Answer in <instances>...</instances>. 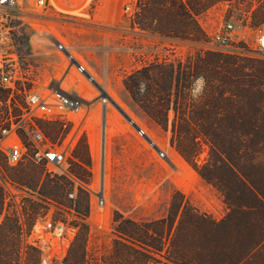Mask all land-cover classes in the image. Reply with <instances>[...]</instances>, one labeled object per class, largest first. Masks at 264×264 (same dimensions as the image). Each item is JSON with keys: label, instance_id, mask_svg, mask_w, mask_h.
<instances>
[{"label": "rangeland", "instance_id": "374dc122", "mask_svg": "<svg viewBox=\"0 0 264 264\" xmlns=\"http://www.w3.org/2000/svg\"><path fill=\"white\" fill-rule=\"evenodd\" d=\"M52 1L55 7L48 12L36 8V0H20L14 6L0 11V18H3L5 26L0 33V64L4 71H17L25 77V80L16 83L14 90L0 86V128L6 125L5 121L9 118V106L12 116L18 115L21 112L18 106H25L28 91H43L49 82V74L57 63L60 60H70L64 52L57 50V43H61L77 63L86 67L87 74L132 118L158 150L140 136L109 102L108 107L113 115L107 114V119L111 120L114 116L126 124L128 129L107 141V146L112 147V151H108L107 156L104 155L102 189L101 105L84 108L75 117L74 124L36 118V126L52 143H60L68 133H72L75 145L66 164L62 165L67 175L49 172L42 162L29 158L9 165L0 154L1 173L11 182L25 188L30 195L23 204L29 213L28 224L31 226L39 215L46 212L47 201L57 203L56 218H65V214L69 213L68 208L74 209L78 202L88 197V264L101 263L104 257L110 260L108 264H114L115 241L119 240V221H116L118 216L137 223L153 222V226L160 231L163 225L159 220L175 219V227L170 231L169 237L165 238L163 250L171 260L188 261L192 237L197 235L202 249L199 258L203 264H240V259L250 250L251 237L246 231L241 244L240 241L238 244L236 242L235 224L239 221L236 205L247 199L227 167L219 163L212 165L218 160V156L211 151L208 142L193 136L194 125L203 120L200 110L203 97L200 96L195 101L191 96L179 98L181 112L178 118L190 134L173 138V94L165 128L134 103L123 80L145 67L165 65V69L158 70L163 71L162 73H150V79L143 75L140 77L138 97L150 98L160 93L167 98V92H175L178 69L183 72L188 66L196 67V63H199L198 56L218 54L237 59L239 66L231 74L245 93L250 92L260 97L259 104H263L264 69L259 67L264 63V55L257 54L253 48L258 31L264 29V0H136L134 16L128 18L122 11L124 22L115 27H99L93 23L91 13L95 7L94 0H62L61 3ZM85 4L86 11L79 10ZM226 22L232 23L234 27L231 48L225 52L208 51L210 34ZM10 58L14 60L9 61ZM171 65L175 70L173 81ZM200 76L202 71L195 69L190 79L183 77L178 85L189 92L193 80ZM247 80H251L250 84H247ZM54 81L58 82V79ZM259 90L262 93L257 92ZM216 104L218 107L227 105L224 99H218ZM217 118L223 124L230 122V118L222 112ZM92 128L97 132L98 150L93 154L91 181L84 185L71 171L76 169L74 156L87 155L84 145L85 140L88 142L86 130ZM242 132L245 134L247 131L243 128ZM21 137L27 142L24 134ZM234 143L239 146V142ZM249 144L250 138L242 136V145ZM177 145L188 156L198 154L196 160L200 171L213 180V183L206 181L194 169ZM159 151L164 153V158L158 156ZM29 153H33L32 149ZM257 163V173L264 178V153H258ZM178 171L184 172L179 186L189 192L187 194L192 202L188 199L184 202L186 195L171 180L172 176L179 174ZM61 176H67L72 181L73 185L66 188L70 193H66L64 197H52L47 192L48 181ZM78 186L85 193L79 192ZM94 193H102L104 196L103 208L96 205ZM225 202L231 209L214 227L211 222H216L222 206L224 209L228 208ZM3 207L0 193V225L8 209L13 210L8 208L4 212ZM241 219L245 225L251 220L248 215L241 216ZM157 258L162 261L161 264H172L166 263L160 256ZM241 264H264V244L251 259Z\"/></svg>", "mask_w": 264, "mask_h": 264}, {"label": "trees", "instance_id": "16d2710c", "mask_svg": "<svg viewBox=\"0 0 264 264\" xmlns=\"http://www.w3.org/2000/svg\"><path fill=\"white\" fill-rule=\"evenodd\" d=\"M197 58L199 63H196V67L188 66L183 72L178 69L175 77V92H167V98L162 97L160 93L153 95L157 99H153V97H138L140 77L143 75L150 79V73H162L163 71L159 72L158 70L165 69V65L148 66L138 70L127 76L123 80V84L130 93L134 103L158 125L165 128L168 124V111L171 107V96L173 94L175 98L173 101L175 118L172 121V134L173 138H178L181 134H190V131L186 129L187 127L184 124H181L178 118L181 112L179 98L186 99L190 94L182 90L178 84L183 77L190 79L194 75L195 69L202 71V76L206 81V87L202 95L203 105L200 109L203 120L194 125L193 136L194 138H203L208 142L211 151L218 156V160L212 165L219 163L227 167L235 181L240 184V191L246 196L247 200L245 202L242 201L241 204L236 205V214L239 217L238 223L235 224L236 242L238 244L240 241L241 244V239L246 231L248 236L251 237L250 250L240 259L241 264L243 261L251 259L257 250H261L264 244V178L257 173V155L258 153H264V103L259 104L260 97L258 98L250 92L245 93L240 83L231 74L234 68L239 66L237 59L212 53L203 57L198 56ZM259 68L264 69V63H261ZM219 70L221 72H218ZM170 73L173 81L175 70L172 65L170 66ZM250 82L251 80H247V84H250ZM185 83L186 80H184ZM182 87L185 88V86ZM257 92L262 93L260 90ZM218 99H224L227 103L226 107H218L216 104ZM220 112L228 116L230 122L223 124V121L217 118ZM182 114L185 115V113ZM243 128L247 131L245 134L242 132ZM244 135L250 138L251 144L242 145V136ZM23 141L26 143L28 151H30V145L24 139ZM235 141L239 142V146L234 143ZM84 145L87 149V155L79 156L76 154L74 156L73 161L76 169L72 170L71 173L81 184L87 185L92 178V157L89 154L87 140L84 141ZM177 147L206 181L209 183L214 182L200 171L196 160L197 153L188 156L185 151L180 150L179 145ZM4 160L7 163L5 158ZM2 176L5 177L3 174ZM70 184L73 185L67 176L49 180L47 192L52 197H64L66 193H70L66 189ZM78 190L81 193H85L81 186H78ZM0 193L3 201L2 192L0 191ZM225 204L228 205L226 202ZM228 208L231 209L229 205ZM24 211L29 217V213L25 209ZM74 211L78 214L80 221L76 223L78 232L71 245L65 264H88L86 261V245L89 237L87 219L90 213L88 197L78 202L74 207ZM245 215H248L251 219L247 225L241 219V216ZM116 221H119L117 230L119 240L115 241L114 264H161L162 261L157 256L162 257L166 263L203 264L199 258L202 249L198 244L200 242L196 237L197 235L192 237L191 256L188 261L171 260L163 252L164 240L169 237L170 231L174 227L175 219L172 221L167 218L159 220L163 225L161 231L153 226V222L137 223L123 216H118ZM211 224L214 226L216 222L212 221ZM204 237L206 238V235ZM207 239H209L208 236ZM109 261L108 258L104 257L101 263L95 262L94 264H108L110 263ZM20 262L21 264H38V252L33 248H27L22 253L17 219L13 210L10 211L8 209L0 225V264H20ZM207 264H213V262Z\"/></svg>", "mask_w": 264, "mask_h": 264}, {"label": "built area", "instance_id": "2783aa9c", "mask_svg": "<svg viewBox=\"0 0 264 264\" xmlns=\"http://www.w3.org/2000/svg\"><path fill=\"white\" fill-rule=\"evenodd\" d=\"M19 1L0 0V11L14 6ZM135 4L136 0H129L123 6V14L128 18L134 16L133 8ZM35 7L45 12L52 9L49 0H36ZM4 28V20L0 18V33ZM233 30V24L226 22L221 28L210 34L208 51L225 52L229 50L234 41ZM56 48L60 52L65 50L64 45L61 43H57ZM253 49L257 54L264 55V29L258 31ZM12 60L14 59H9V61ZM75 67L81 74L86 73V67L82 63L75 64ZM22 80H25V77L19 72L4 71L3 65L0 64L1 87H9L14 90L16 83ZM100 101L102 105L109 104L106 98L100 97ZM18 108L21 112L16 116H12L11 107H8L9 118L5 121L6 125L0 128V154L4 156L9 165H15L25 160V158H31L36 162H42L49 172L53 171L67 175L62 169V165L66 164L67 158L72 153L75 136L68 133L60 143H52L36 126L35 119L60 120L74 124L75 117L83 111L85 106L74 99H70L63 92L56 90L51 84H47L43 91L38 89L28 91L25 106H18ZM138 133L140 136L145 134L143 130L138 131ZM22 134L27 137V143L33 151L32 155H30L28 147L21 137ZM158 156L160 158L165 157L161 151H159ZM0 191L3 195L4 212L8 208H12L17 219L22 253L27 248H33L38 252V264H65L78 232L76 223L80 221L74 209L68 208L69 213L65 214V218H56V205L51 201H47L45 203L47 206L46 212L39 215L34 223L29 226L23 206L25 200L30 198L27 190L3 177L0 173ZM94 194L96 205L103 208L105 204L104 196Z\"/></svg>", "mask_w": 264, "mask_h": 264}, {"label": "crops", "instance_id": "0c3cea01", "mask_svg": "<svg viewBox=\"0 0 264 264\" xmlns=\"http://www.w3.org/2000/svg\"><path fill=\"white\" fill-rule=\"evenodd\" d=\"M56 3H61L62 0H55ZM95 7L91 13L92 21L95 25L99 27H115L119 26L124 22V16L122 14L123 6L129 0H94ZM49 3L52 7H55V3L52 0H49ZM86 5H82L79 10L86 11ZM78 72V73H77ZM82 76L80 77L79 76ZM86 73L81 74L75 67V64L72 63L71 59L68 62L60 60L56 68L51 70L49 74V82L52 86L58 85L60 89H63L64 92L70 95H77L80 99L84 101L83 105L85 108H91L93 105H101L102 111L105 108L106 115L112 114L111 110H109L108 105H102L100 101V90L92 84V82L86 77ZM54 79H58V82H55ZM76 102H80L78 99H74ZM85 123V122H84ZM127 126L123 122L119 121L116 117H112L111 120H105V130H103L102 136V144H100V149L102 153V164H101V181L104 177V155L107 156L108 151H112V147L107 146V141L112 136L122 134L127 131ZM88 143L90 145V152L92 155V163H94V153L98 150V138L97 132L92 128L90 130H86ZM106 135V141H105ZM104 140V142H103ZM103 172V175H102ZM179 174H175L171 177L172 182L175 185H178V189L186 195L184 202L188 199L192 202L190 196H188L187 190L185 188H181L180 179L184 177V172L178 171ZM103 176V177H102ZM106 176V172H105ZM195 207V206H194ZM222 212L219 216L216 217V224L219 223L224 215L229 212V208L224 209L222 206ZM176 224V223H175ZM174 224V227H175ZM173 227V228H174Z\"/></svg>", "mask_w": 264, "mask_h": 264}, {"label": "water", "instance_id": "95a60500", "mask_svg": "<svg viewBox=\"0 0 264 264\" xmlns=\"http://www.w3.org/2000/svg\"><path fill=\"white\" fill-rule=\"evenodd\" d=\"M64 53L71 59L73 64H77V62L75 61V59L72 57V55L64 50ZM86 77L92 82V84H94L101 93V98H106L120 113L121 115L132 124V126L137 130L140 131L141 129L136 125V123L132 120V118L98 85V83L89 75L86 74ZM56 90H59L61 92H63L66 96H68L70 99H78L80 102H78L79 104H83L84 101L82 99H80L77 95H70L66 92H64L62 89H60L58 87V85L55 86ZM105 120H106V112H105V108L103 109V130H105ZM156 150H158L157 146L150 140V138H148L145 134L143 136ZM104 142V140H103ZM103 167V164H102ZM103 175V172H102ZM103 177V176H102ZM102 189H103V179H102ZM100 196L102 197V193L100 194Z\"/></svg>", "mask_w": 264, "mask_h": 264}, {"label": "clouds", "instance_id": "9594fccd", "mask_svg": "<svg viewBox=\"0 0 264 264\" xmlns=\"http://www.w3.org/2000/svg\"><path fill=\"white\" fill-rule=\"evenodd\" d=\"M206 87V81L203 76L196 77L192 84L189 91L191 98L195 101L203 95L204 88Z\"/></svg>", "mask_w": 264, "mask_h": 264}]
</instances>
